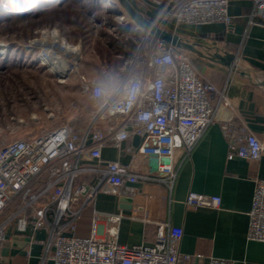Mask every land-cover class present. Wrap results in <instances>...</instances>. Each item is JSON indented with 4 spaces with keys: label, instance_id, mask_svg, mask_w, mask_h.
Listing matches in <instances>:
<instances>
[{
    "label": "built area",
    "instance_id": "obj_1",
    "mask_svg": "<svg viewBox=\"0 0 264 264\" xmlns=\"http://www.w3.org/2000/svg\"><path fill=\"white\" fill-rule=\"evenodd\" d=\"M154 1L158 11L153 22L167 30L182 24L230 25L234 18L229 13L231 0ZM253 2V16L264 21V0ZM137 30L142 35L116 72L115 88L82 77V92L91 97L93 107L86 126L79 129L62 122L0 147V257L13 236L46 229L48 236L40 243L54 264H198L180 251L184 231L171 223L166 208L177 177L176 151L190 154L215 122L222 123L230 159L258 160L264 142L235 117L225 90L199 75L193 53L138 26ZM135 135L142 137V143L133 162L140 168L143 158L156 157V174L103 157L106 144L122 151V144ZM124 150L131 153V147ZM91 173L99 176L95 184L85 179ZM139 181L151 189H139ZM99 191L130 198L131 208L127 214L123 209L106 214L105 225L94 210L90 234L80 236L78 220ZM155 200L156 209L150 207ZM184 203L191 208H219L222 198L190 191ZM126 216L154 224L155 241L121 242ZM247 237L264 241V178L255 179ZM210 264L245 263L212 258Z\"/></svg>",
    "mask_w": 264,
    "mask_h": 264
},
{
    "label": "crops",
    "instance_id": "obj_2",
    "mask_svg": "<svg viewBox=\"0 0 264 264\" xmlns=\"http://www.w3.org/2000/svg\"><path fill=\"white\" fill-rule=\"evenodd\" d=\"M130 2L132 0H129ZM148 6L138 8L145 17L154 18L157 6L154 0H146ZM145 5V4H143ZM253 0H231L229 13L234 17L227 25L223 22L206 24L171 25L168 28L184 37H189L219 47L235 55L241 63L264 77V21L254 17ZM142 32V31H141ZM193 64L199 75L211 80L225 90L238 120L247 123L249 129L264 142V88L253 84L249 79L231 71L226 65L193 54ZM107 85L108 82L101 79ZM75 126V125H74ZM76 127V126H75ZM80 129V128H79ZM142 143L141 136H132L122 144V151L108 143L103 147V157L121 159L131 164V169L156 174L157 159L154 156L143 158L139 168L133 162L134 154ZM131 147V153L123 149ZM88 162H91L87 160ZM174 164L177 177L173 185L167 207L169 219L175 226L183 228V238L179 248L182 253L192 255L198 264H210L212 258L243 261L245 264H264V241L250 240L247 237L249 211L255 190V179L264 178V154L258 160L241 156L228 157V142L222 123L209 126L192 152L188 155L179 149L175 153ZM95 184L99 176L91 173L85 178ZM137 187L150 190L142 181ZM190 191L209 195H219L222 203L219 208H191L184 200ZM157 192V191H153ZM156 197L158 193H155ZM122 196L99 191L85 206L78 220L76 233L87 236L91 232V218L94 210L101 214L102 225L106 224V214L127 212L128 202ZM150 207H157V201ZM158 208V207H157ZM156 209V208H155ZM21 236L24 245H7L0 264H54L40 240L46 239L48 231L29 230ZM156 226L139 219L126 216L120 227V240L127 244L153 243ZM15 236L10 238L13 241ZM199 255V256H198Z\"/></svg>",
    "mask_w": 264,
    "mask_h": 264
},
{
    "label": "rangeland",
    "instance_id": "obj_3",
    "mask_svg": "<svg viewBox=\"0 0 264 264\" xmlns=\"http://www.w3.org/2000/svg\"><path fill=\"white\" fill-rule=\"evenodd\" d=\"M0 2V147L62 122L86 126L93 107L82 77L115 88L116 72L142 35L137 25L118 0H51L37 8L30 0H10L14 11L6 14ZM45 49L58 54L55 65L65 72L51 68Z\"/></svg>",
    "mask_w": 264,
    "mask_h": 264
},
{
    "label": "water",
    "instance_id": "obj_4",
    "mask_svg": "<svg viewBox=\"0 0 264 264\" xmlns=\"http://www.w3.org/2000/svg\"><path fill=\"white\" fill-rule=\"evenodd\" d=\"M118 1L120 6H122L129 15V21L135 23L143 31H149L154 36L163 39L175 48L183 49L201 57H205L211 61L226 65L231 71L239 73L249 79L253 84L264 88V77L254 70L244 66L235 55L214 45L184 37L175 32L159 27L154 24L153 18L145 17L129 0ZM120 200L128 202L129 206H126L125 208H130V198L122 196ZM21 238V236H15V239L12 242H7V245L23 246L25 242L23 243V241H20Z\"/></svg>",
    "mask_w": 264,
    "mask_h": 264
},
{
    "label": "bare ground",
    "instance_id": "obj_5",
    "mask_svg": "<svg viewBox=\"0 0 264 264\" xmlns=\"http://www.w3.org/2000/svg\"><path fill=\"white\" fill-rule=\"evenodd\" d=\"M124 17H126V13L124 14ZM68 49H71L69 47H67ZM46 50V49H45ZM73 50V49H71ZM62 53V52H61ZM42 55L44 56V58L51 62V68L57 73V74H61L63 72H65V70H63L61 67L55 65V63L58 61H60V58L58 56V54L56 52H53L51 50H46L45 52L42 53ZM74 55V54H73ZM67 56V55H66ZM63 60V59H62ZM66 60V59H65ZM63 60V61H65ZM61 76V75H59Z\"/></svg>",
    "mask_w": 264,
    "mask_h": 264
},
{
    "label": "trees",
    "instance_id": "obj_6",
    "mask_svg": "<svg viewBox=\"0 0 264 264\" xmlns=\"http://www.w3.org/2000/svg\"><path fill=\"white\" fill-rule=\"evenodd\" d=\"M4 2H5V6H7V8L8 9H6L5 11H4V14H6L7 12H12V11H14L13 10V8H11V6H12V4L10 3V0H3ZM31 1V3H30V5L31 6H35L36 8H37V5H41V4H44V3H46V2H51V0H30ZM0 5H1V2H0ZM2 7V6H1ZM1 9V8H0ZM41 10H44V9H40V11ZM1 11V10H0ZM3 12H1V14H2ZM138 32H141L140 30H138ZM141 34H142V32H141ZM132 46L135 48V42H134V44H132ZM122 48V47H121ZM119 52H127L126 50H124V48H122ZM130 55V54H129Z\"/></svg>",
    "mask_w": 264,
    "mask_h": 264
}]
</instances>
